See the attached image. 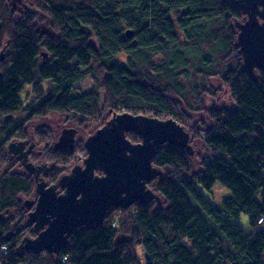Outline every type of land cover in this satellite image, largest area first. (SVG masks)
I'll use <instances>...</instances> for the list:
<instances>
[{
	"label": "trees",
	"instance_id": "obj_1",
	"mask_svg": "<svg viewBox=\"0 0 264 264\" xmlns=\"http://www.w3.org/2000/svg\"><path fill=\"white\" fill-rule=\"evenodd\" d=\"M18 16L0 0V50L7 46L0 62V167L8 162L9 142L26 138L28 120L51 112L98 116L101 90L105 111L173 117L191 138L202 132L212 155L190 173L187 152L163 144L153 164L165 175L149 183L162 204L115 208L126 217L112 210L101 225L81 226L58 254L20 248L28 232L21 196H30L34 182L7 168L0 173V264H264V70L243 69L238 6L231 0H32ZM90 74L93 88L75 93ZM216 78L235 106L209 107L213 122L205 126L192 110L216 95ZM26 86L33 95L28 102ZM20 110L24 120L13 116ZM37 130L40 140L52 139L45 127ZM127 137L140 141L135 132ZM79 149L85 150L82 142ZM46 152L68 167L76 149ZM60 174L55 170L51 179ZM216 182L231 191L221 206L206 196Z\"/></svg>",
	"mask_w": 264,
	"mask_h": 264
},
{
	"label": "water",
	"instance_id": "obj_2",
	"mask_svg": "<svg viewBox=\"0 0 264 264\" xmlns=\"http://www.w3.org/2000/svg\"><path fill=\"white\" fill-rule=\"evenodd\" d=\"M8 1L12 4L22 2ZM231 1L243 14V20L234 23L243 69L251 74L257 69L264 70V0ZM127 34L130 36L132 32L127 30ZM5 49L6 46L0 50V61L5 58ZM129 132L137 133L140 141L132 142L127 137ZM77 133L76 127L64 128L54 143L55 150L73 148ZM191 140L190 132L173 117L161 119L115 112L84 141L87 155L82 159L83 164H74L69 173L63 174L52 185L45 180L47 172L44 177L39 176L46 166L28 162L27 151L19 159L36 177L38 199L35 208L28 213L25 226H32L38 234L36 237L25 235L20 248L58 254L69 245L81 226L101 225L115 208L127 209L135 202L162 204L161 195L149 187V183L165 175L163 169L153 164L154 156L166 143L182 148L192 156L195 149ZM25 143L27 141L11 142L8 153H17L16 145L23 151ZM58 189L64 191L60 193ZM28 202L27 199L25 205L30 208Z\"/></svg>",
	"mask_w": 264,
	"mask_h": 264
},
{
	"label": "rangeland",
	"instance_id": "obj_3",
	"mask_svg": "<svg viewBox=\"0 0 264 264\" xmlns=\"http://www.w3.org/2000/svg\"><path fill=\"white\" fill-rule=\"evenodd\" d=\"M24 3L28 7H31L32 0H24ZM9 8L13 14L15 13L17 15V17H19L18 16L19 13L24 11V10H22V9H24L23 6H21V5H19L17 8H14L9 4ZM19 11H21V12H19ZM241 20H243V19H241ZM242 63H243V59H242ZM94 79L95 78L93 77V75L90 74V75L84 77L79 82H77L75 84V93H87V92H89L94 86ZM213 84L217 90L216 95L215 96H205L203 108L192 110V112H193L192 115H194V118H195L194 120H198L199 118H203L206 121L205 126L212 125V122H213V120L208 116L209 114H208L207 109L209 107L217 106L218 108H222V107L233 108L235 106L234 102L231 99L229 90L222 83L220 78L214 79ZM29 88H30L29 86H26V89L23 93V97L26 94L24 102L30 101L32 96H33L31 94V90H29ZM99 99H100V109H101L102 113L99 114L98 116H95L92 118L86 117L83 119L82 117H80L78 115V118L74 119L71 115L66 114V113L51 112L46 116L33 118V120L29 121L26 124L27 125V128H26L27 129V136H31L32 138L34 136L35 139L37 138L36 140L39 141L37 148L38 149L44 148L45 150L53 149V144H54L55 139L57 140L58 136L61 134V132L64 128L76 127L78 129V133L76 135V143H75L76 152H75L73 160L70 163H68V167L60 166L61 172L63 174L69 173L71 171L72 167L74 166V164H77V163L83 164L82 159L87 155V152H86V148L84 151L81 149L77 150L78 144L80 142H82V144H84V141L86 140V138L90 134H92L98 128L103 126L113 116V113L111 112L110 109H108L106 111L104 110V108H105V91L104 90H101L99 92ZM13 116H15V118L18 120H23L26 118L27 114L25 113V111L20 110V111L16 112ZM191 121H193V120H191ZM79 122L82 124H80ZM191 124L192 123L188 124L189 128L193 127V124L192 125ZM40 126L45 127V129L52 135V139H46V140H40L39 139V137H38L39 134L37 132L38 131L37 129ZM34 134H36V137ZM191 143L195 149V153L192 156L189 155L191 157L190 173H194V172H197L198 170L201 169L203 158L211 156L212 153H211L210 148L206 145V143L204 141L202 132L198 136L193 137L191 140ZM64 150L70 151V150H68V148H66ZM7 152H8V149H7ZM10 162H11L10 159H8V162H6L2 167H0V173H2V171L8 166V164ZM35 162L38 163V162H51V161L48 160L46 157L44 158V156H43L41 158H38V161H35ZM9 168L12 169L13 171L14 170L15 171H23V167H14L13 164H10ZM166 171H167V173L171 172V170L169 171V169H166ZM186 175H189V173H186ZM149 187L155 189V186H153V185H149ZM230 195H231V191L227 187L220 184L219 182H216V184L214 185L213 189L210 192L206 191V196L208 198H210L212 203L217 205V206H221L223 200L225 198L229 197ZM26 198H28V196H25V195L21 196L22 201H24ZM159 205H161V204H159ZM121 209H124V208H121ZM126 213H127V211H121V210L114 211L113 210L112 214H113V216H115L114 214H120L122 216V219H123L126 217ZM4 214H6L5 216L10 215L11 217H14V215L10 211H7ZM121 216H120V218H121ZM25 221H26V218L24 220V226H25ZM239 222L241 224H243L244 226H246L248 224L247 215L242 214L239 218ZM30 229H32V228L29 227L28 232L25 235H27L28 237H36V234H32ZM4 248L7 249L6 246H4ZM137 253L140 256V258L143 259L145 257V253H144L142 247H137Z\"/></svg>",
	"mask_w": 264,
	"mask_h": 264
},
{
	"label": "flooded vegetation",
	"instance_id": "obj_4",
	"mask_svg": "<svg viewBox=\"0 0 264 264\" xmlns=\"http://www.w3.org/2000/svg\"><path fill=\"white\" fill-rule=\"evenodd\" d=\"M8 1V0H7ZM8 3L12 6V7H14V8H17L19 5H21V6H23V8L24 9H22V10H25V11H29L30 10V7H28V6H25V3H24V0H22V2L21 3H18V2H16V4H12L10 1H8ZM7 47V46H6ZM5 51H6V49H5ZM5 55H6V53H5ZM5 59V58H4ZM3 59V60H4ZM2 60V61H3ZM45 60V59H44ZM1 62V61H0ZM30 89V88H29ZM26 95V94H25ZM15 117V116H14ZM18 120V119H17ZM24 120V119H23ZM31 120H33V119H31ZM31 120H28L27 122H26V124L29 122V121H31ZM25 124V127L27 128V125ZM27 130V129H26ZM30 135V134H29ZM35 135V137H36V134H34ZM33 136V135H32ZM60 136V135H59ZM59 136H58V138H57V140L59 139ZM35 141H34V140ZM37 139V138H36ZM35 138H34V136H33V138L31 137V136H26V138H15V139H13L12 141H10L9 142V144L11 143V142H19V141H27V143H25V145H24V150L23 151H20L19 150V146L18 145H16V146H14V149H16L17 150V153H8V155H9V159H10V161H12V163L11 164H13L14 165V167H23V171H21V172H23V173H26V174H28L31 178H32V180H33V182H34V189H33V191H32V193L30 194V196H28V198H26L24 201H23V205L25 206V211H26V218H27V216H28V213L31 211V210H33L34 208H35V205H36V202H37V199H38V195L36 194V184H37V181H36V177H35V175L34 174H30V172L29 171H27L26 169H25V167H24V165H23V163H22V160L21 159H19V157H22L23 156V154L24 153H26L27 151H29L28 152V162H33L35 165H45L46 166V168H44L42 171H41V173H40V177L42 178V177H44V172H47V176H45V180H46V182L48 183V185H52V184H55V183H57L58 182V180L61 178V176L63 175V173L61 172V174H60V176L56 179V180H52L51 178H52V173L55 171V170H60L61 171V169H60V166H62V165H57V163L56 162H38V163H36L35 161H38V158H41V157H43L44 156V158H45V149L43 148V149H38L37 148V146H38V144H39V141H37ZM56 139H55V141H57ZM55 141H54V143H55ZM8 144V145H9ZM8 149V148H7ZM55 148H54V144H53V150H54ZM63 148H61V149H58V150H62ZM75 149V145H74V147L73 148H68V150H74ZM24 158V157H23ZM48 167H51V169H48ZM64 174H66V173H64ZM59 190V192L60 193H62L64 190L63 189H58ZM30 200V202H28L29 204H30V208H28V207H26V205H25V201L26 200ZM18 222V221H17ZM14 224H16V222L14 223ZM26 227V226H25ZM29 227H31L32 228V230L35 232V234H36V236H37V234H38V232L36 231V230H34V228L32 227V226H28V227H26V228H29Z\"/></svg>",
	"mask_w": 264,
	"mask_h": 264
},
{
	"label": "built area",
	"instance_id": "obj_5",
	"mask_svg": "<svg viewBox=\"0 0 264 264\" xmlns=\"http://www.w3.org/2000/svg\"><path fill=\"white\" fill-rule=\"evenodd\" d=\"M260 221H262V220H260ZM4 250H7V249L4 248Z\"/></svg>",
	"mask_w": 264,
	"mask_h": 264
}]
</instances>
